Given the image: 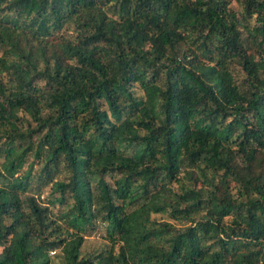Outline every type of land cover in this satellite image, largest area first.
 I'll use <instances>...</instances> for the list:
<instances>
[{"label": "trees", "instance_id": "obj_1", "mask_svg": "<svg viewBox=\"0 0 264 264\" xmlns=\"http://www.w3.org/2000/svg\"><path fill=\"white\" fill-rule=\"evenodd\" d=\"M234 1L0 0V264H264V0Z\"/></svg>", "mask_w": 264, "mask_h": 264}, {"label": "rangeland", "instance_id": "obj_2", "mask_svg": "<svg viewBox=\"0 0 264 264\" xmlns=\"http://www.w3.org/2000/svg\"><path fill=\"white\" fill-rule=\"evenodd\" d=\"M229 7L232 9V11L236 14L239 15L241 12V7L234 1V0H229ZM66 31L68 33L72 32V27L68 26L66 28ZM234 74L238 77L241 76V72L235 68L234 69ZM136 94H140L138 89H135ZM48 192V189L45 188L42 195L43 197L46 196ZM55 210V207L54 209ZM152 219L158 220V221H167L172 223L174 226L177 227H184L187 222L183 221H174L168 218L165 214H153ZM107 246L106 241L104 239V231L102 227H98L95 231H93L91 234L88 236H85L83 239V243L81 246V254L83 255H89V254H95L103 249H105ZM51 256V262L52 264H60L59 261V255L58 254H53Z\"/></svg>", "mask_w": 264, "mask_h": 264}]
</instances>
